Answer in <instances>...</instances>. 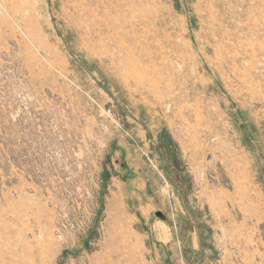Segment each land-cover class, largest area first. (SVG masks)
Here are the masks:
<instances>
[{
	"label": "rangeland",
	"instance_id": "374dc122",
	"mask_svg": "<svg viewBox=\"0 0 264 264\" xmlns=\"http://www.w3.org/2000/svg\"><path fill=\"white\" fill-rule=\"evenodd\" d=\"M0 264H264V0H0Z\"/></svg>",
	"mask_w": 264,
	"mask_h": 264
},
{
	"label": "crops",
	"instance_id": "0c3cea01",
	"mask_svg": "<svg viewBox=\"0 0 264 264\" xmlns=\"http://www.w3.org/2000/svg\"><path fill=\"white\" fill-rule=\"evenodd\" d=\"M166 232V234L164 233ZM162 234V235H161ZM162 238H161V237ZM180 238L178 237V234L175 229L173 230H161L160 235L158 234V237L154 240V245L156 246H164L167 247L166 249H172L173 246H179L180 244ZM157 255V248L155 252V256Z\"/></svg>",
	"mask_w": 264,
	"mask_h": 264
},
{
	"label": "bare ground",
	"instance_id": "6f19581e",
	"mask_svg": "<svg viewBox=\"0 0 264 264\" xmlns=\"http://www.w3.org/2000/svg\"><path fill=\"white\" fill-rule=\"evenodd\" d=\"M90 0H81V3L82 4H86L87 5V3L89 2ZM110 1V0H109ZM97 2V1H96ZM108 7V6H107ZM81 12H84V13H86L87 15H91V11H89L88 9H87V7H85L84 5H81ZM106 12V11H105ZM94 18V17H93ZM98 19V18H97ZM102 19V18H101ZM89 21V20H88ZM90 22V21H89ZM91 25V24H90ZM107 26V25H106ZM87 27V26H86ZM207 32V31H206ZM122 34V33H121ZM85 35V34H84ZM114 40V39H113ZM119 46H120V43H119ZM122 46V45H121ZM115 50H116V48H115ZM121 55V54H120ZM124 55V54H123ZM126 56V55H125ZM122 59V58H121Z\"/></svg>",
	"mask_w": 264,
	"mask_h": 264
}]
</instances>
